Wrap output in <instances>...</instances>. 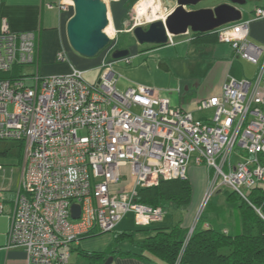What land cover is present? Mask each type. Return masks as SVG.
<instances>
[{"label":"built area","instance_id":"built-area-1","mask_svg":"<svg viewBox=\"0 0 264 264\" xmlns=\"http://www.w3.org/2000/svg\"><path fill=\"white\" fill-rule=\"evenodd\" d=\"M72 6L63 0L56 8L69 12ZM129 17L134 23L128 33L137 24ZM262 18L264 10L256 9L253 19ZM248 25L239 21L215 32L218 43L256 66L254 80H225L219 95L195 103L196 112L208 114L195 119L145 86L117 89L116 75H121L114 62H105L117 47L114 30L94 85L72 66L67 74L42 77L36 69L6 78L14 67L35 63L36 37L9 33L3 21L0 141L24 144L5 248L23 250L27 264H70L79 237L111 233L126 214L139 228L161 222L164 211L137 203V192L160 181L187 180L189 165H204L213 178L204 207L217 184L242 200L253 188H264V48L249 42ZM186 37L189 41L190 33ZM172 38L168 35L166 46L175 45ZM56 61L67 63L63 51ZM125 169L134 179L133 189L116 193L113 188L125 180ZM73 205L79 206L76 220Z\"/></svg>","mask_w":264,"mask_h":264},{"label":"crops","instance_id":"crops-1","mask_svg":"<svg viewBox=\"0 0 264 264\" xmlns=\"http://www.w3.org/2000/svg\"><path fill=\"white\" fill-rule=\"evenodd\" d=\"M62 1L63 0H0V31L2 22L4 21L9 33L33 32L35 34V68L33 69V72L37 69L39 75L41 69L39 68V64L43 65V69H48L45 68V66L49 64L55 65L56 72H54V74L61 75L67 74L70 71V66L84 72L89 68V66L93 64V62L99 63L100 61L98 58L97 60L82 58L76 55L69 48L66 40L65 28L66 23L72 16L73 12H62L58 8H56V6H58ZM105 1L108 7V17L111 25L109 27L110 32L108 31V34L110 33L111 35V31L113 33V30L118 32V34L128 33V29L130 28V24L128 23H130L129 15L131 8H133L135 4L137 5L139 3L137 5L139 6L140 4L145 3L146 0H119L118 2H112L109 0ZM249 1L250 0H245L244 6L240 8L242 12V18L240 21L249 22V42L255 46L264 48V18L258 20L253 19L254 11L256 9L264 10V0H254L256 2V7L251 10L247 6V3ZM130 2L131 4L129 5ZM49 5H52L53 9H49ZM137 6L134 8L133 13L136 20L138 16L137 11L135 13ZM163 7L166 9L169 8L166 7L165 4L163 5ZM163 7H161L162 11L164 10ZM190 9L195 10V8ZM157 13H161L159 12V9ZM162 14L163 16H165L164 13ZM187 38L189 37H178L174 40V46H162L171 49V51L174 49V51L169 53V55L167 54V57L170 58L172 56H177L178 58H181V55L187 50L186 47H189L191 45L189 41H187ZM217 44L219 45V47H215V45ZM223 45L224 44L217 42L205 49L199 50L198 48H196V52L198 54L202 55V53H204L207 55H211V58L205 61V66L201 69V74L198 75V80L196 83L194 82V85L192 87L191 85L189 88L187 85L183 86L182 83L179 84V86H182L180 87L181 90L184 89L185 93L183 92V90L181 91L179 88H177L178 91L176 93L178 95L176 94V100L170 101L168 99L170 103H174V106L182 108L183 110L191 112L192 114L198 113L194 109L195 103L199 100L219 95L221 92V87L225 80H254L257 71L256 66L250 64L247 61L237 58L232 53L231 49L227 47V45L225 47H223ZM159 49L162 48L155 47L149 50H145V54L143 55H140L138 53L137 57L139 60L136 66L129 65V68L125 70L128 76V82L125 84V87H123V89L132 85H149L151 78L144 70L148 65L146 56H150L153 53L159 52ZM60 51H63L65 53L67 57V63H59L56 61V55ZM121 60L122 59H120L119 61ZM143 66L144 68H142ZM159 68L167 71L168 66L166 63L161 62ZM250 76L252 78L247 79ZM168 96L170 95L168 94ZM157 97L160 98L161 96L157 95ZM187 101L189 103L185 104ZM1 182L2 181L0 180V184ZM18 182L19 180L14 186L8 185V187L6 188H2L3 186H1L0 195L5 197V199L11 198V195L9 194L16 189ZM201 197L202 193L198 197V202L199 200H201ZM6 204L11 205L9 202H6ZM9 211L10 206L8 207V209L6 208V206H4V212H6L7 216L3 213L6 218L2 220L0 224V264H27V258L23 250L5 248V234L8 225L7 217L9 215ZM83 241H80L78 244L80 250L85 252H98L87 251L88 249H85L84 245H82L81 243ZM107 246L102 251H104ZM80 257L81 256L79 255L75 264H91L83 257ZM112 258L113 260L111 264H156L153 257L149 262L121 256H115ZM70 264L73 263L70 262Z\"/></svg>","mask_w":264,"mask_h":264},{"label":"trees","instance_id":"trees-1","mask_svg":"<svg viewBox=\"0 0 264 264\" xmlns=\"http://www.w3.org/2000/svg\"><path fill=\"white\" fill-rule=\"evenodd\" d=\"M189 43L199 50L205 49L217 43L216 32L191 33ZM155 47L157 46H153ZM122 49L116 47L115 50ZM19 67H14L11 73L5 75L6 78L12 80L27 76L15 74ZM23 152L22 141H0V159L16 154L20 157ZM1 166L0 163V168ZM16 189L9 194L11 195L9 199L0 195V205L3 207L0 214L5 213L4 203L9 202L10 207L12 206ZM192 192L189 179L160 181L156 186L139 189L136 202L151 208L160 207L163 211L167 203H172L179 210L187 209L191 203ZM227 193L226 201H234L231 205L232 219L219 210L224 220L216 216L207 221L206 204L191 234H189L191 227L183 226L182 221L168 226L157 223L145 228L137 227L135 231L115 229L111 232L112 241L104 251L85 252L76 246L72 252H79V255L91 264H103L107 258L115 256L148 262L153 257L164 264H264V188L258 186L253 188L246 200H242L231 191ZM226 219L228 222L233 220L232 232L218 228L219 223L224 224ZM137 232L142 234L140 240L134 239ZM103 234L91 231L79 237L78 241Z\"/></svg>","mask_w":264,"mask_h":264},{"label":"rangeland","instance_id":"rangeland-1","mask_svg":"<svg viewBox=\"0 0 264 264\" xmlns=\"http://www.w3.org/2000/svg\"><path fill=\"white\" fill-rule=\"evenodd\" d=\"M224 3L225 0H204L199 2L196 5L195 9L212 10ZM130 4L131 2L129 3V5ZM135 6L136 4L130 10V14H132L133 17H135V15L133 14ZM247 6L251 10L256 7V2L254 0H250L247 3ZM136 21L135 23L137 24L135 25V27L139 26V27L147 28L148 23H146L145 18L142 19L141 22H139V20ZM133 23L134 22L128 24L132 26ZM111 34H113L112 31ZM115 39L118 48H123L122 50H124V48H127V50L129 51L128 61L113 60L112 53H110L105 57V62L115 63L114 70L121 74L119 78L116 75V78L118 80L117 89L119 91H123L124 90L123 87H125V84L128 82V76L125 70L129 68V65L136 66L139 60L137 57L138 53L140 55H143L145 54V50H149L153 48V46L138 45L135 38L132 35V32L120 33L116 36V38H114V40ZM225 46L226 44L223 45V47ZM215 47H219V45L217 44L215 45ZM227 47L229 46L227 45ZM161 48L162 49H159L160 50L159 52L153 53L150 56H146L148 65L144 70L146 73H148L151 80L149 82V85H143V86L156 92L158 96H161L160 98L163 97L169 99L170 101H174L176 100V96L178 95L176 93L178 91L177 88L181 90L180 87H182L179 86V84L182 83L183 86L187 85L189 88L191 85L192 87L194 85V82L195 83L197 82L198 75L201 74V69L205 66V61L211 58V55H207L204 53L200 55L196 52L197 51L196 47L194 45H190L189 47H186L187 50L181 55V58H178L177 56H172V57L169 56L170 58H168L167 54L169 55V53L173 52L174 49L171 51V49L166 47H161ZM97 58L100 60L99 63L93 62V64L89 66V68L85 70L83 74L84 80L86 81V83L90 85H94L100 77L104 52L100 54ZM97 58L92 60H97ZM161 62L167 64L168 66L167 71H164L159 68ZM34 68H35V63L33 65L22 66L17 68L15 74L18 76L30 75L33 73ZM39 68H41L40 76L42 77L58 75V74H54V72H56L55 65L49 64L45 66V68L48 69H43L44 68L43 65L39 64ZM142 68H144V66ZM251 78L252 77L250 76L247 79H251ZM182 90L185 93L184 89ZM168 94L170 96H168ZM187 103L189 102L187 101L185 104ZM171 105H172L171 107H176L174 106L175 105L174 103H171ZM203 115H208V114L193 113L195 119H198ZM23 161H24V153H22L20 157L19 155L16 154V155H9L5 159H0V163L2 164L1 172H0V180L2 182L0 184V187L3 186L2 188H6L8 187V185L14 186L17 183L21 174ZM122 173L125 174V180H123L120 185L113 188V191L116 193L128 192L132 190L134 186V179L131 177L129 170L125 169L122 171ZM187 177L191 182L193 188L191 203L189 204L188 208L179 210L178 208H175L174 205H172V203H167L165 205L163 219L161 222H159L158 225L168 226L170 224H176L179 221H182L183 226L190 228L195 224L198 216H200V214L202 213L203 209L205 208L204 204H202V201L210 191L209 182L212 181L213 178L211 177V174L210 177L208 176V173L204 165H201L199 167L189 165ZM216 186H217V191L215 190L208 199L206 219L207 221H211V219H214L216 216H218L219 219L224 220L222 216L223 214L220 213L219 210L223 211L226 217L232 219L233 210L231 205L234 203V201L232 202L226 201V198L228 196L227 192L230 193V190L223 187H218V184ZM201 193H202V197L201 200H199L198 202V197ZM4 206H6V208L8 209L10 205L4 203ZM4 214H6V212ZM5 218H6L5 215L0 214V224L2 220H4ZM218 228L219 229L223 228L232 232L233 220L228 222V219H226L224 224L219 223ZM137 229L138 228L134 224L133 215L131 213L126 214L116 227V231L117 230L135 231ZM7 230H8V225H7L6 233ZM112 238L113 235L111 233H105L98 237L87 239L81 243L82 245H84L85 249H88L87 251H102L112 241ZM140 238H142V234L138 232L134 234L135 240H140ZM5 246H6V234H5ZM78 257H79V252L74 251L71 254L70 262L75 264ZM155 263L163 264L157 259H155Z\"/></svg>","mask_w":264,"mask_h":264},{"label":"water","instance_id":"water-1","mask_svg":"<svg viewBox=\"0 0 264 264\" xmlns=\"http://www.w3.org/2000/svg\"><path fill=\"white\" fill-rule=\"evenodd\" d=\"M72 3V16L66 23V40L69 48L78 56L86 59L97 58L110 45L105 30L109 25L108 7L104 0H66ZM169 7L164 20L151 22L147 28L135 27L132 35L138 45L162 47L168 42V35L174 39L186 37L187 33H212L220 27L239 22L242 18L241 7L245 0H225L215 9H195L204 0H159ZM129 56V51L115 50L113 60ZM220 193V192H219ZM218 194V193H217ZM79 217V206L71 207V218ZM193 225L189 234L194 229ZM109 257L104 264H111Z\"/></svg>","mask_w":264,"mask_h":264},{"label":"bare ground","instance_id":"bare-ground-1","mask_svg":"<svg viewBox=\"0 0 264 264\" xmlns=\"http://www.w3.org/2000/svg\"><path fill=\"white\" fill-rule=\"evenodd\" d=\"M158 3H159V5H158ZM161 7H163V5H162V3L159 0H158V2H157V0H146L145 3H142L139 6H137V9L135 10V13L137 11V15H138L137 16V20H139V22H141V20L145 18V21L147 20L146 23L155 22V21H159V20H164L166 15L168 14L169 8L168 9H166V8L164 9V7H163L164 10L162 11ZM150 9H152V10H150ZM158 9H159V12H161V13H157ZM162 13H164L165 16H163ZM110 26L111 25L109 23L108 27L105 30V32H106V34H107V36L109 38L113 35V34L110 35V33L108 34V31L110 32V28H109ZM174 40L175 39L172 38L173 42H174Z\"/></svg>","mask_w":264,"mask_h":264},{"label":"flooded vegetation","instance_id":"flooded-vegetation-1","mask_svg":"<svg viewBox=\"0 0 264 264\" xmlns=\"http://www.w3.org/2000/svg\"><path fill=\"white\" fill-rule=\"evenodd\" d=\"M227 4H229L228 2H226Z\"/></svg>","mask_w":264,"mask_h":264}]
</instances>
